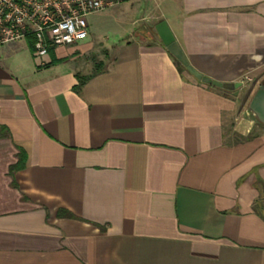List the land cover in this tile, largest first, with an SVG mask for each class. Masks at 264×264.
Wrapping results in <instances>:
<instances>
[{"label":"crops","instance_id":"0c3cea01","mask_svg":"<svg viewBox=\"0 0 264 264\" xmlns=\"http://www.w3.org/2000/svg\"><path fill=\"white\" fill-rule=\"evenodd\" d=\"M155 2L111 45L0 46V264H264V0Z\"/></svg>","mask_w":264,"mask_h":264},{"label":"built area","instance_id":"2783aa9c","mask_svg":"<svg viewBox=\"0 0 264 264\" xmlns=\"http://www.w3.org/2000/svg\"><path fill=\"white\" fill-rule=\"evenodd\" d=\"M125 0H0V46L30 38L42 56L88 36V17Z\"/></svg>","mask_w":264,"mask_h":264},{"label":"rangeland","instance_id":"374dc122","mask_svg":"<svg viewBox=\"0 0 264 264\" xmlns=\"http://www.w3.org/2000/svg\"><path fill=\"white\" fill-rule=\"evenodd\" d=\"M150 1L152 3L145 0H125L116 7L90 15L88 17L89 29H93L95 41L99 44L111 45L116 43L115 41L127 37L126 34L131 30L132 23L134 25L140 24L141 18L146 14H156V0ZM148 35L154 37V32L151 31ZM99 44L96 46L98 50L87 53V59L97 61L110 52L103 50ZM181 67L183 70L185 69L183 65ZM261 85H264V77L253 76L245 80L242 92L256 91ZM262 199L259 211L264 214V198Z\"/></svg>","mask_w":264,"mask_h":264},{"label":"water","instance_id":"95a60500","mask_svg":"<svg viewBox=\"0 0 264 264\" xmlns=\"http://www.w3.org/2000/svg\"><path fill=\"white\" fill-rule=\"evenodd\" d=\"M156 32L162 41L166 49L178 60L193 76L202 82L211 84L214 86L232 88L231 84H223L218 81L212 80L211 78L204 76L197 72L192 66L188 64V61L182 52L178 42L175 40L172 32L164 20L158 22L155 25ZM250 110L257 116L259 121L264 123V86L261 85L254 92L249 102Z\"/></svg>","mask_w":264,"mask_h":264},{"label":"trees","instance_id":"16d2710c","mask_svg":"<svg viewBox=\"0 0 264 264\" xmlns=\"http://www.w3.org/2000/svg\"><path fill=\"white\" fill-rule=\"evenodd\" d=\"M177 64L181 67V63L179 61H177ZM2 130H3V128H0V136L3 135ZM23 164H24V152L22 150H19L18 161L14 165L10 166L9 173L12 174L13 171L22 168ZM12 185L16 186V184L14 182H12ZM58 215H66V214L60 211V212H58ZM67 215L70 216V214H68V213H67Z\"/></svg>","mask_w":264,"mask_h":264}]
</instances>
